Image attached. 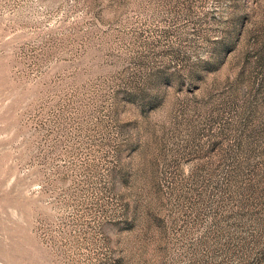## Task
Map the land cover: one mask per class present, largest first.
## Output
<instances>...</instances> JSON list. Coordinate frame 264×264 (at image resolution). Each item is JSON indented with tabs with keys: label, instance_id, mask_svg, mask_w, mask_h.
<instances>
[{
	"label": "rangeland",
	"instance_id": "rangeland-1",
	"mask_svg": "<svg viewBox=\"0 0 264 264\" xmlns=\"http://www.w3.org/2000/svg\"><path fill=\"white\" fill-rule=\"evenodd\" d=\"M0 264H264V0H0Z\"/></svg>",
	"mask_w": 264,
	"mask_h": 264
}]
</instances>
